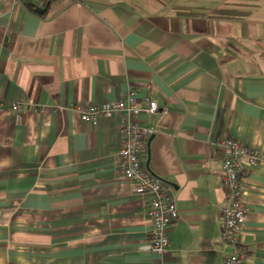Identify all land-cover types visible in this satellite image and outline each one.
<instances>
[{"label": "crops", "instance_id": "crops-1", "mask_svg": "<svg viewBox=\"0 0 264 264\" xmlns=\"http://www.w3.org/2000/svg\"><path fill=\"white\" fill-rule=\"evenodd\" d=\"M131 90L163 111L140 122L157 130L142 162L180 216L164 258L142 250L152 224L118 170L119 117L81 120ZM0 100V264H224L219 144L264 157V0H59L43 14L0 0ZM247 187L241 242L264 264V166Z\"/></svg>", "mask_w": 264, "mask_h": 264}, {"label": "built area", "instance_id": "built-area-1", "mask_svg": "<svg viewBox=\"0 0 264 264\" xmlns=\"http://www.w3.org/2000/svg\"><path fill=\"white\" fill-rule=\"evenodd\" d=\"M58 1L34 0V8L45 11ZM21 106V103H14L8 109L15 116L16 122L21 120ZM6 109L5 102L0 100V112ZM34 111L40 112L39 109ZM160 113L163 111L156 103L150 100L139 102L133 90L123 100L103 106L91 105L80 112L82 122L91 125H96L102 119L119 117L118 170L133 192L145 200L146 215L152 224L142 250L164 258L170 247L168 230L180 216L172 187L152 175L142 162L149 140L157 130L154 126H144L140 122L143 115L156 116ZM219 148L224 153L222 177L227 190V202L221 212V236L223 243L233 247V252L225 258L224 264H246L248 254L242 246L241 233L250 212L248 179L254 170L264 166V157L259 148L246 146L230 137L224 138Z\"/></svg>", "mask_w": 264, "mask_h": 264}, {"label": "trees", "instance_id": "trees-1", "mask_svg": "<svg viewBox=\"0 0 264 264\" xmlns=\"http://www.w3.org/2000/svg\"><path fill=\"white\" fill-rule=\"evenodd\" d=\"M22 2L26 6V8H28L31 11H35L34 0H22Z\"/></svg>", "mask_w": 264, "mask_h": 264}, {"label": "water", "instance_id": "water-1", "mask_svg": "<svg viewBox=\"0 0 264 264\" xmlns=\"http://www.w3.org/2000/svg\"><path fill=\"white\" fill-rule=\"evenodd\" d=\"M36 12H37L38 14H43L45 11H43V10H36Z\"/></svg>", "mask_w": 264, "mask_h": 264}]
</instances>
